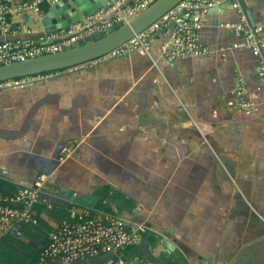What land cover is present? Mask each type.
<instances>
[{"label":"crops","instance_id":"obj_1","mask_svg":"<svg viewBox=\"0 0 264 264\" xmlns=\"http://www.w3.org/2000/svg\"><path fill=\"white\" fill-rule=\"evenodd\" d=\"M135 1L50 32L44 1L14 10L0 41L63 40L99 12L110 10L111 20L115 3ZM240 1L264 27V0ZM215 2L200 31L206 54L169 58L162 31L150 54L99 57L0 88L3 191L28 189L40 172L53 176L36 206L40 223L0 237V264H37L33 252L72 209L112 212L150 230L117 255L54 264H264V77L259 57L220 26L239 11L231 0ZM250 101L254 109L240 108ZM65 146L72 150L61 159Z\"/></svg>","mask_w":264,"mask_h":264},{"label":"built area","instance_id":"obj_2","mask_svg":"<svg viewBox=\"0 0 264 264\" xmlns=\"http://www.w3.org/2000/svg\"><path fill=\"white\" fill-rule=\"evenodd\" d=\"M44 1L53 4L59 0H26L21 4L0 0V33L11 31L10 15L14 10H40V4ZM154 1L136 0L127 8L115 3L111 9L115 11V15L111 20L104 18L110 10L99 12L94 18L77 24L63 40L50 41L43 37L2 40L0 65L59 51L65 44H71L88 34L106 30L111 24L127 20L130 15L139 13ZM231 1L239 11L240 18L237 21L222 22L220 26L233 30L240 38L234 44L235 47L250 48L259 57V73L264 77V27L251 22L240 0ZM215 5V0H181L149 27L102 57L126 56L134 50L150 54L152 37L162 31L168 38L162 42L161 50L169 58L206 54L208 50L199 42L200 31L206 14ZM44 76V73H39L2 80L0 88L24 86ZM254 107L253 101L240 104V108L248 111ZM71 150V146H65L60 158L64 159ZM52 178V174L40 172L32 186L13 194L4 193L0 179V237L12 230L16 224L38 222L36 205ZM149 230L150 226L145 222L130 224L127 219L112 212L96 215L89 209H72L70 219L50 231L48 240L39 253V263H70L104 254L117 255L140 243Z\"/></svg>","mask_w":264,"mask_h":264},{"label":"water","instance_id":"obj_3","mask_svg":"<svg viewBox=\"0 0 264 264\" xmlns=\"http://www.w3.org/2000/svg\"><path fill=\"white\" fill-rule=\"evenodd\" d=\"M116 0H59L50 5L41 18L46 32L66 27L90 16L99 8H110ZM181 0H155L127 20L111 24L65 44L59 51L0 65V81L69 68L102 57L140 33ZM232 2V1H231ZM84 15V16H83Z\"/></svg>","mask_w":264,"mask_h":264},{"label":"trees","instance_id":"obj_4","mask_svg":"<svg viewBox=\"0 0 264 264\" xmlns=\"http://www.w3.org/2000/svg\"><path fill=\"white\" fill-rule=\"evenodd\" d=\"M42 4H43V3H42ZM48 7H49L48 3H45V5H44L43 8H44L45 10H47ZM54 71H57V70H54ZM49 72H51V71H49ZM43 73H48V72H43ZM4 193L7 194V192H5V190H4ZM9 194H13V193H10V192H9ZM39 203H42V200H40ZM39 203H38V204H39ZM36 206H37V205H36ZM36 217H37V219H38V222H37L36 224H34V225H38V224L40 223V218H39L37 212H36ZM24 224H28V223H24ZM30 224H31V223H29V225H30ZM31 225H33V224H31ZM33 253H34L33 260L36 261L37 264H40V263H39V254H38V252H33ZM47 264H54V263H53V261H51V262H49V263H47ZM113 264H116V262L114 261Z\"/></svg>","mask_w":264,"mask_h":264}]
</instances>
